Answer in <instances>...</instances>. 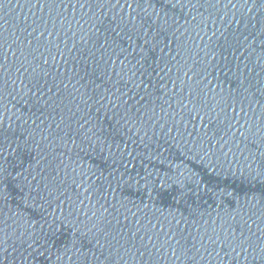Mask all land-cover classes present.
Masks as SVG:
<instances>
[{"label":"water","instance_id":"1","mask_svg":"<svg viewBox=\"0 0 264 264\" xmlns=\"http://www.w3.org/2000/svg\"><path fill=\"white\" fill-rule=\"evenodd\" d=\"M40 264H264V0H92Z\"/></svg>","mask_w":264,"mask_h":264}]
</instances>
